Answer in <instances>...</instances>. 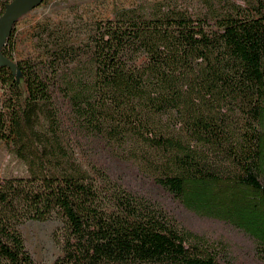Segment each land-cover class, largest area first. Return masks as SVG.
<instances>
[{
	"label": "trees",
	"instance_id": "obj_1",
	"mask_svg": "<svg viewBox=\"0 0 264 264\" xmlns=\"http://www.w3.org/2000/svg\"><path fill=\"white\" fill-rule=\"evenodd\" d=\"M84 36L82 49L57 41L15 72L0 66V139L29 172L0 179V264H35L19 227L53 216L63 227L52 264H224L160 206L85 169L63 145L64 114L75 136L101 140L187 208L230 221L264 258V0L209 14L125 8Z\"/></svg>",
	"mask_w": 264,
	"mask_h": 264
},
{
	"label": "rangeland",
	"instance_id": "obj_2",
	"mask_svg": "<svg viewBox=\"0 0 264 264\" xmlns=\"http://www.w3.org/2000/svg\"><path fill=\"white\" fill-rule=\"evenodd\" d=\"M10 1L0 0V15ZM235 1L238 0H43L17 19L3 47L5 56L14 62L34 61L46 58L49 48L57 41L78 45L82 49L84 34L91 30L93 22L112 19L125 8L148 11L161 4L192 14H209L220 3ZM66 60L64 58L63 62ZM25 96L26 86L22 83L21 105ZM65 115L61 121L63 145L74 150L85 169L92 172V166H96L111 180L160 206L184 232L189 244L197 245L202 252L214 254L222 263L264 264L254 240L246 232L228 220L187 208L101 140L90 138L83 132L75 136L71 132L75 122H71L70 114ZM41 125H46L43 119ZM28 174L27 164L16 154L11 139H0V179L26 177ZM62 227L63 222L58 216L46 221L28 220L20 225L25 246L35 264H52L62 255Z\"/></svg>",
	"mask_w": 264,
	"mask_h": 264
},
{
	"label": "water",
	"instance_id": "obj_3",
	"mask_svg": "<svg viewBox=\"0 0 264 264\" xmlns=\"http://www.w3.org/2000/svg\"><path fill=\"white\" fill-rule=\"evenodd\" d=\"M43 0H11L5 5L0 15V66H7L12 72L16 71V64L2 53V48L10 35L13 24L17 19L39 5ZM17 77L19 73L17 71Z\"/></svg>",
	"mask_w": 264,
	"mask_h": 264
},
{
	"label": "built area",
	"instance_id": "obj_4",
	"mask_svg": "<svg viewBox=\"0 0 264 264\" xmlns=\"http://www.w3.org/2000/svg\"><path fill=\"white\" fill-rule=\"evenodd\" d=\"M1 99H2V96H1V92H0V105H1Z\"/></svg>",
	"mask_w": 264,
	"mask_h": 264
}]
</instances>
